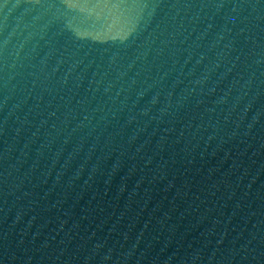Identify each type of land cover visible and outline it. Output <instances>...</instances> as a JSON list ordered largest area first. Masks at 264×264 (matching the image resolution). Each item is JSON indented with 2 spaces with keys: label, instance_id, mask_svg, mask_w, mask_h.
<instances>
[{
  "label": "water",
  "instance_id": "1",
  "mask_svg": "<svg viewBox=\"0 0 264 264\" xmlns=\"http://www.w3.org/2000/svg\"><path fill=\"white\" fill-rule=\"evenodd\" d=\"M0 264H264V0H0Z\"/></svg>",
  "mask_w": 264,
  "mask_h": 264
},
{
  "label": "clouds",
  "instance_id": "2",
  "mask_svg": "<svg viewBox=\"0 0 264 264\" xmlns=\"http://www.w3.org/2000/svg\"><path fill=\"white\" fill-rule=\"evenodd\" d=\"M253 10L255 11L256 9L255 8H253ZM198 258V257H197Z\"/></svg>",
  "mask_w": 264,
  "mask_h": 264
}]
</instances>
